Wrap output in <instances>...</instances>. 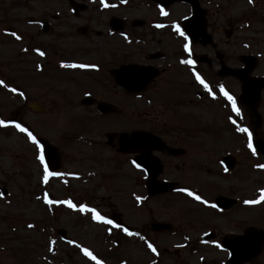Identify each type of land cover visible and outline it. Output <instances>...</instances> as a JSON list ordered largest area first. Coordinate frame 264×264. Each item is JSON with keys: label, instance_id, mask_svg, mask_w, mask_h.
Wrapping results in <instances>:
<instances>
[{"label": "flooded vegetation", "instance_id": "af4514ba", "mask_svg": "<svg viewBox=\"0 0 264 264\" xmlns=\"http://www.w3.org/2000/svg\"><path fill=\"white\" fill-rule=\"evenodd\" d=\"M159 1L44 0L43 9L35 4L37 9L22 14L23 27L30 28L18 41L26 49L22 70L42 80L32 96L35 110L43 115L50 106L51 115L74 125L59 148L49 138H36L57 149L56 172L65 173L67 181V156L84 148L76 152L86 163L72 174L74 181L128 191L125 200L112 197L108 208L71 194L73 204L93 206L118 225L96 223L102 227L97 236L101 264H264V243L259 251L251 244L257 232H264V201L244 203L259 199L264 189V169L259 167L264 165V71L257 62L264 55V41L253 48L235 42L241 27L219 15L218 1L228 0H193V5ZM173 25L188 36L189 53ZM5 33L16 34L12 29ZM123 46H131V60L123 59ZM252 57L255 66L250 70ZM188 59L191 68L180 64ZM62 63L95 68H61ZM193 71L216 99L196 83ZM247 78L261 80L255 100L243 90ZM220 88L235 101L238 116ZM191 91L199 98L193 104L197 111L178 112ZM20 95L23 106H29V89ZM143 103L147 111L142 114ZM127 114L129 120L123 121ZM105 151L108 160L103 159ZM178 189L199 195L205 203ZM67 243L75 252L74 239ZM81 247L94 251L83 243Z\"/></svg>", "mask_w": 264, "mask_h": 264}, {"label": "rangeland", "instance_id": "374dc122", "mask_svg": "<svg viewBox=\"0 0 264 264\" xmlns=\"http://www.w3.org/2000/svg\"><path fill=\"white\" fill-rule=\"evenodd\" d=\"M43 1L0 0V81L5 85L0 87V121L6 125L0 127V264H95L94 260L84 257L76 246L75 252H72L67 241L73 238L75 245L82 246V243L88 245L94 250L91 251L93 256L102 262L98 254L100 245L97 241L102 227L93 223L89 216L72 211L64 205L44 204V195L47 194L48 198L54 201L72 202L70 197L73 194L80 200L84 199V202L92 200L108 208L113 203L112 197L117 201L125 200L124 192L128 193V191H111L106 187L97 189L94 185L90 188L81 180L74 181L72 174L82 171L86 163L84 155L77 156L76 152H83L84 148H78L71 156H67L69 161H66L63 170L69 172V181L67 175L60 172L62 174L60 177H50L46 184L42 183L43 166L36 159V146L26 135L7 124L8 119H15L16 124L31 132L34 138L37 135L49 138L58 148L65 144L67 135H71V131H74L71 130L74 125H65L61 117L50 114V106L44 104L47 112L43 115L34 109L36 99L32 96L42 80L39 76L24 73L26 70H22V59L26 56V49H22L23 44L18 42L20 39H15V36L21 38L24 33L29 35L30 28L22 25V14H27L30 9H37L35 4L39 5L38 10L43 9V4L40 3ZM218 3L219 7L221 6L219 15L225 14L226 21L232 20L236 28L241 27L238 29V37L234 38L235 42L249 43L253 48L257 42L264 41L262 31L264 0H253L251 4L248 0H228L227 3L220 1ZM7 29H12L16 34L5 33ZM63 41H66V38ZM128 47L125 49L123 46L122 49L124 60H131V53H127L131 50V46ZM28 51L27 55H30L31 50ZM28 60L30 61L29 58ZM257 62L263 72L264 55L259 57ZM25 87L30 93L28 100L32 101L26 107L23 106L20 95V91ZM8 88L14 91L9 92ZM195 92L191 91L189 101L182 100L187 102V105L178 107V112H189L187 110L191 108L194 112L197 111L193 107V104L196 106L199 102ZM145 111L147 106L143 103L140 112L143 114ZM50 116L58 120L50 122ZM126 118L129 120V114L124 116L123 121H126ZM141 120L144 122L145 119L141 118ZM68 145L71 149V145ZM105 153L106 151L102 153L103 159L108 160L111 156ZM107 164L109 165V162ZM109 179L106 177L105 181L109 183ZM70 181L74 182L69 185ZM115 183L113 181L114 185ZM113 187L112 185V189ZM29 224L33 227L29 228ZM62 234L65 235V239H61ZM50 242L51 251H49Z\"/></svg>", "mask_w": 264, "mask_h": 264}, {"label": "snow or ice", "instance_id": "6c2138e0", "mask_svg": "<svg viewBox=\"0 0 264 264\" xmlns=\"http://www.w3.org/2000/svg\"><path fill=\"white\" fill-rule=\"evenodd\" d=\"M249 4H251L253 2V0H248ZM100 3L101 4H104V0H100ZM105 7H107V5H104ZM161 11V15H166V13L164 12L163 9L160 10ZM155 27L157 28H161L163 27L162 24H157L155 25ZM175 31L177 34H179L183 40L185 41L184 45H183V50L185 53H189V45L187 43L188 41V36H186L184 34V32L181 31V29L179 27H176L175 25H173ZM15 35V34H13ZM15 39L19 40L20 37L18 35L15 36ZM37 55L43 57L45 54L44 52L42 51H37ZM180 64L182 65H187L189 66L190 68L193 67V61L191 59H188V60H180ZM37 71L40 70V65H37ZM60 67L61 68H80V69H83V68H87V67H92V68H95L94 65H84V64H60ZM193 75V78L195 79L196 83L198 85H200L205 92H207L208 96L211 98V99H216V96L213 95L211 89L209 88V85L201 78L200 75H198L195 71H193L192 73ZM4 82L3 81H0V87H4ZM8 91L9 92H13L14 89L12 88H8ZM220 91V94L222 96H224V98L228 101V103L231 105V110L232 112L235 114V115H239V111L236 107V104H235V101L233 100V98L228 95L227 92L224 91L223 88H220L219 89ZM229 122L230 123H233L235 124V121L232 120L231 118H229ZM6 125L4 124L3 121H0V127H5ZM14 128H16L19 132L23 133L24 135L27 136L28 140L34 144L36 146V149H37V155H36V159L39 161L40 165L43 166V176H42V180L41 182L46 184L49 180L50 177H60L62 174L61 173H57V172H52L49 170V168L47 166H45V158H44V155H42L40 153V144L37 143V140L34 138V136L32 135L31 132L27 131L25 128L21 127L19 124H14L12 125ZM238 132H241V133H245L247 134L248 130L245 129V128H237L236 129ZM248 148L249 150L251 151L252 149V144H251V137L249 135V143H248ZM261 167L262 169H264V165H261L259 166ZM178 191H182V192H185L187 196L191 197L192 200L194 201H197L198 203L200 204H204L205 201L199 196V195H196L194 193H192L191 191H188L186 189H178ZM37 199H40V197H37ZM262 201H264V189H261L260 190V198L259 199H253V200H245L244 203L246 205H256V204H260ZM137 202L139 203V198H137ZM43 203L46 204V205H51V204H61V205H64L65 207H67L68 209L72 210V211H75V212H79L81 214H86V215H89L92 222L93 223H102L104 225H110L112 228H117L118 225L113 223L110 219H106L105 217H103L102 215H100L94 208H91V207H88L84 204H80L79 206L73 204L71 201L69 200H61V201H54V200H51L48 198L47 194L44 195V198H43ZM211 207H215V205H211ZM29 228H32L33 225L29 224L28 225ZM124 232L126 235L128 236H132L134 235L132 232H129L127 231V229H124ZM141 239H143V237H141ZM147 243V242H146ZM77 248H79L80 252L83 254L84 257H86L88 260H94L95 261V264H101V262L99 260H97L93 254L81 247L79 244H76L75 245ZM217 247H219V245H217ZM148 248L153 251V253L155 254V249L153 248V246L151 244H148ZM51 242H50V247H49V251H51Z\"/></svg>", "mask_w": 264, "mask_h": 264}, {"label": "water", "instance_id": "95a60500", "mask_svg": "<svg viewBox=\"0 0 264 264\" xmlns=\"http://www.w3.org/2000/svg\"><path fill=\"white\" fill-rule=\"evenodd\" d=\"M174 0H169V1H159V3L161 4H165V3H171ZM181 1H186L190 4L193 5V0H181ZM196 17V16H194ZM192 17V18H194ZM254 63L253 61H251L250 65H249V69L251 70L253 67ZM232 74L236 75L237 77H239L238 72L237 71H231ZM264 81V79H262ZM259 81L261 80H256V79H248L245 80L243 79L244 82V86H243V90L245 91V95H247L248 97H250L251 99L255 100L256 96H257V91L259 90V87L261 86V84L259 83ZM264 85V83H262V86ZM9 122L14 123L13 120H9ZM123 137V136H122ZM41 141V140H40ZM121 142H123V138L120 139ZM43 146H44V158H45V163L46 166L49 169H56L58 167V154L57 151L54 147L48 145L46 142L41 141ZM119 148H121V145L119 144ZM264 242V232H257L256 233V240L252 241V248L253 249H259V246Z\"/></svg>", "mask_w": 264, "mask_h": 264}]
</instances>
